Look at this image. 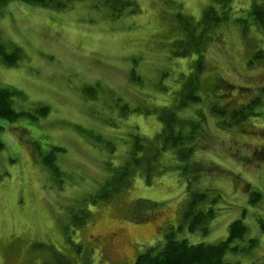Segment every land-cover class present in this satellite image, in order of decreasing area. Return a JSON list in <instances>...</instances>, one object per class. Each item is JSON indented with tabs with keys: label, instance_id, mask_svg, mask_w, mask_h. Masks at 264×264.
<instances>
[{
	"label": "rangeland",
	"instance_id": "1",
	"mask_svg": "<svg viewBox=\"0 0 264 264\" xmlns=\"http://www.w3.org/2000/svg\"><path fill=\"white\" fill-rule=\"evenodd\" d=\"M122 1L0 4V44L17 53L14 65L0 55V86L20 91L12 97L20 115L0 118V264H133L162 248L171 230L189 244H213L226 239L235 219L247 230L223 260L264 264V31L236 20L248 15L251 0H232L204 52L199 99L175 109L180 117L204 115L191 157L201 171L192 185L209 193L202 204L215 212L209 232L177 228L187 178L168 169L177 163L171 149L161 152L150 180L139 168L115 198L91 202L109 172L129 159L133 136L151 140L159 132L154 109L177 107L196 55L176 57L172 42L188 16L199 22L205 7L215 6ZM254 97L258 115L219 128L211 105L231 110ZM50 151L57 171L47 163ZM251 191L260 193L253 204Z\"/></svg>",
	"mask_w": 264,
	"mask_h": 264
},
{
	"label": "trees",
	"instance_id": "2",
	"mask_svg": "<svg viewBox=\"0 0 264 264\" xmlns=\"http://www.w3.org/2000/svg\"><path fill=\"white\" fill-rule=\"evenodd\" d=\"M10 0H0L6 3ZM29 1L39 5H47L54 8L63 7L62 0H22ZM214 5H209L203 10V15L199 22L187 17L181 27H178L179 35L172 42L176 48V57H187L196 55L194 66L189 76L182 81L181 92H179L178 105L176 108L166 106L156 107L158 119L161 122V129L149 140L143 136L135 134L133 136V147L130 157L123 164L119 165L113 171L109 172L105 182L99 188L96 194L90 197L92 203L99 200H111L123 189L131 184V179L137 169L147 173V179L150 180L154 173L160 154L168 149L173 150L176 164H167L168 169L178 168L180 174L187 178L186 195L181 210V222L178 229L183 225L187 226L191 232H199L206 235L209 232L208 225L214 218V209L209 206L202 208V204L209 200L207 190H200L193 187L200 174V166L197 162L191 161L194 151V140L203 134L204 115L199 119L180 117L175 109L185 108L188 101H197L195 91L199 85L200 78L204 74V52L208 43L218 36L215 33L217 26L228 20L232 8V0H212ZM124 4H130V1H122ZM134 11V9H132ZM240 24H247L249 20L258 25L264 31V0H251V6L248 15L236 19ZM213 37V39H211ZM0 55L7 65H14L17 59V53L14 50L13 55L7 54L3 44H0ZM134 78L135 70L131 69ZM13 95H20V91L8 86H0V118L15 120L20 114L13 107ZM259 99L254 97L246 104L239 105L236 109H229L224 105H211V112L216 115V123L219 128L230 129L233 123H238L253 116L256 112ZM41 112L45 114L48 110L46 106H40ZM125 110L129 112L141 111L138 107L130 109L124 105ZM129 112H126L128 114ZM149 113V110L145 113ZM229 114V115H228ZM200 138V137H199ZM193 143V144H192ZM3 143L0 141V151L3 149ZM53 152L47 154V163L53 171H57V166L51 164L50 158ZM214 170V169H213ZM250 203H255L260 198L257 191L250 192ZM145 203L147 201H137ZM89 216V211L83 214L77 222V226L83 225ZM247 227L241 219H235L229 225L228 236L217 243L196 245L189 244L186 239H176L175 232H168L165 245L151 247L140 254L133 264H232L223 260L227 250L233 241L244 237ZM66 262V261H65ZM66 264H70L68 261Z\"/></svg>",
	"mask_w": 264,
	"mask_h": 264
}]
</instances>
